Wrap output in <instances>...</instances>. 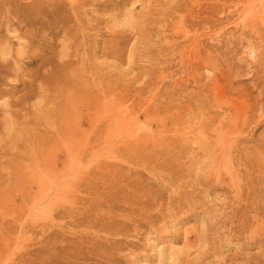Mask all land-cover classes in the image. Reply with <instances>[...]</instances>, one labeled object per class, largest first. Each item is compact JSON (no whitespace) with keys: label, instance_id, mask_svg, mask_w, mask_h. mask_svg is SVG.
<instances>
[{"label":"bare ground","instance_id":"bare-ground-1","mask_svg":"<svg viewBox=\"0 0 264 264\" xmlns=\"http://www.w3.org/2000/svg\"><path fill=\"white\" fill-rule=\"evenodd\" d=\"M152 1L155 5L145 15L147 39L135 43L138 45L137 50L141 48L140 53L147 55L150 64L147 67V78L156 75L158 80H163L165 77L176 76L172 84L163 82L157 90L170 93V104L174 100L178 104L171 124L168 125L161 118L157 125V128H161L157 132L155 129L147 132V155H158L154 148L159 144L162 150L188 157L190 164L197 163L195 159L198 158L209 159L213 168L209 170L214 171V174L205 177V181L215 180L217 185L225 188L224 206L228 211L226 223L219 225L218 219L212 221L216 208H212L203 199L197 200V191L178 188L176 193H171L174 195L172 197L178 204L187 207L193 216L201 208L203 227L201 231L196 226L182 229L184 247L180 249V246V251L173 249L169 254L159 250L160 259L166 260L165 264H264L259 254H264V131L258 137L255 134L258 126L264 124V86H260L257 93L255 89L244 88L241 94L230 97L227 93L237 90L231 78L235 73H240L239 67L237 70L232 67L226 51L215 56L213 51L219 49L220 44L208 40L214 35H217L219 41L224 39V26H215L234 14L226 12L229 6L244 15L242 17H245L243 21L246 24L242 32L251 39L262 37L259 33L256 36L253 34L260 25H264V0H259L261 3L257 0H166L167 6L164 8L156 7L161 6L163 0ZM86 2L69 0L66 4L63 0H30L26 5L30 6L33 14L22 15L24 13L19 0H0V84L8 74L16 75L14 79L5 80L6 86L0 90V128H4L0 138V155H6L8 165L14 166V171L1 178L8 185L18 188L22 185L20 179L24 174V187L28 191L33 186L39 187V192L33 198L36 203L58 198L52 196L51 189L65 191L79 187L87 168L91 166H86L88 152L94 157L95 165L102 167V160L95 157V150L100 147L103 138L101 119L98 115L92 119L96 125L89 150L85 146L83 116L89 114L88 109L98 105L107 94L111 95L109 105L113 106V95L118 88L116 64L104 66L96 61V57L100 54L117 57L119 39L118 31L113 30L109 43H104L99 49L97 37L91 38L89 32L94 31L98 35L103 18L100 19L97 14L86 15ZM44 4L47 11L43 10ZM41 15L46 17L44 22L39 20ZM36 24H47L49 31L42 33V28L22 30L24 25L33 27ZM47 33L54 34L51 44L40 46ZM59 38L63 43V49L59 48L62 53L57 57L49 55L48 50L52 49ZM35 41L38 42L36 45ZM16 45L21 47L16 48ZM81 50L82 53H79ZM137 53L139 55V51ZM256 54L253 55V70L259 74L264 70V50H256ZM174 66H177L176 69L171 70ZM27 67L32 68L24 73L23 68ZM255 79L254 86L258 88L261 82L259 77ZM102 84L105 88H101ZM192 84L206 91L196 96V92L187 90ZM170 104L161 103L158 106L159 112L168 110ZM92 121L87 120V124ZM201 134L199 148L195 150L190 143L194 138L197 141ZM60 162L62 168L58 170ZM104 164L109 166L111 162ZM27 168H30V172L34 169L52 172V176L46 178L37 174L30 177ZM126 172L132 176L133 165L129 164ZM14 173L17 176H13ZM183 177H176L181 185L185 184ZM149 227L151 232L145 235L147 239H151L155 229H160L154 222ZM176 231L179 232V229ZM113 233L125 235L118 229ZM161 239L158 237L157 240ZM180 239L178 233L172 240ZM152 243V248H155L156 242ZM232 244L237 245L236 252L230 251ZM224 247H227V251ZM254 247L259 252L241 255L246 249ZM193 251L196 253L191 257ZM84 254V251L66 254L67 261L60 263L57 258L63 255L53 252L41 259L36 258L32 264H138L143 259H150L141 248H129L121 253L104 249L89 252L87 257Z\"/></svg>","mask_w":264,"mask_h":264},{"label":"rangeland","instance_id":"rangeland-1","mask_svg":"<svg viewBox=\"0 0 264 264\" xmlns=\"http://www.w3.org/2000/svg\"><path fill=\"white\" fill-rule=\"evenodd\" d=\"M29 1L30 0H19L22 5L21 9L24 13L22 15L31 13L30 11L32 9L30 6L27 7L26 5ZM63 1L68 4L69 0ZM86 1L84 6V11L87 12L86 15L97 14L100 15V19L103 18L98 28V35H96L94 31L89 32L91 38L97 37L99 49L102 48L104 43H109L113 30L118 31L116 33L118 34L117 40L119 39V55L113 57L100 54L96 57V61H99V63L104 66L111 63L116 64L115 70L118 88L113 95V106L109 105L111 95L107 94L99 101L98 105L88 109L89 114L83 116L85 146H87L89 150H91V143L94 140L93 132L96 125L92 119H94L96 115L100 117V129L102 130L103 138L100 147L95 150L97 155L95 157L101 159L102 163L111 162V165L106 166L104 163H101L102 167L96 166L94 157L91 152H88L86 166H91L87 168L83 181L79 187H71L65 191H54V189H51L50 192L53 193L52 196H58V198H55V200L52 198L50 202L36 203L33 198L35 197L34 195L39 192V187L33 186L30 191H28V189L24 187V174L21 175L20 179L22 185L18 186V188H15L13 185H8L7 182L4 181V178H1V176L6 177L8 172L14 171V166L8 165V157L6 155L3 157L2 153L0 155V264H22L23 262L32 264L36 258L39 257V259H41L53 252L62 254L63 256L58 257L57 260L60 263H64L67 261L66 254L70 253L84 251L86 253L84 256L87 257L89 256V252H97L105 249L106 251L121 253L129 248H141V250L145 251V255L149 256L150 259H143L140 261L143 264H165L166 260L160 259L159 250H162V252L166 254L173 252V249L175 251H180V249L184 247L183 230L186 228L191 229V227L196 226L198 230L201 231L204 222L203 214L200 211L201 208H199L198 212L193 216L187 207L178 204L177 200L172 197L174 196L172 194L174 192L176 193L178 188L197 191V195L199 196L196 198L197 200L203 199L204 202H207L212 208H216L217 211L212 221L218 219L217 223L219 225H224L228 219V211L224 206L226 196L225 188L217 185L215 180L209 179L208 182L205 181V177L214 174V171L210 172L209 170L213 169L209 159L198 158L195 159L198 160L197 163L190 164V159L188 157L162 150L159 144H156L154 148L158 155H147V132H150L152 129H155L157 132L161 128V126L157 128L161 118H163L168 125L171 124L172 116L175 115V107H177L178 104L176 100L170 104V93L157 90V87L163 82L172 84V80L176 78V76L172 78L165 77L163 80H158L159 77L156 75L147 78V67L149 68L150 65L146 58L147 55L140 53L142 52L141 48L137 50L138 45L135 43L147 39V37H145L147 35V16L145 15H147L150 8L155 5L153 4L154 2L152 0ZM165 2L166 0H163L162 5L156 7L164 8L165 5L167 6V2ZM257 2L261 3L259 0H257ZM44 5L43 10L47 11V6L46 4ZM226 12L234 14H231L222 24H217L215 26V28L224 26L226 30L224 39L219 41L220 39L217 35H214L212 38H208V40L220 44V48L213 51L215 56L226 51L232 67L235 70L239 67L240 73H235L234 75L237 76L231 78L233 80L232 83H234V88H237V90L228 92L227 94L230 95V97L236 96L237 94H241L244 88L248 90L255 89V91H253L257 93V91L261 89L260 86H264V70L257 74V72L253 70V65H255L253 60H255L254 56L257 55L256 50H264V25H260L257 30L258 32L256 31V33L253 34L256 36L259 33L262 37L258 39L254 37L251 39L248 34L242 32L246 24V22L243 21L245 17H242L244 15H241L234 7L230 8V6L228 8L226 7ZM138 13H140V16ZM39 18V20L43 22L46 20L44 15L39 16ZM235 18H237V20ZM230 21L232 23H230ZM27 28H42V33L49 31L47 24L43 26L41 24H36L33 27L24 25L22 30H26ZM138 28L139 30H137ZM167 32L170 33V31ZM241 36L244 38L242 39ZM53 38V33H47L42 38V43L39 45L51 44ZM153 38L156 39V37ZM153 38L152 41L154 40ZM59 39L57 43L52 46V49L48 50L49 55L57 57L62 53L61 49H63V43H61L62 40ZM215 39L218 40L216 41ZM37 43L38 42L35 41L34 45ZM18 47L21 46L18 45L16 48ZM135 50L137 52L139 51V55H137L138 53ZM79 53H82V50L79 51ZM129 53H131V55ZM0 55L2 56L1 50ZM97 58L101 59L98 60ZM117 60L120 61L117 62ZM176 67L177 66H174L171 70H175ZM31 68L32 67L23 68V72L25 73ZM120 68H122V70ZM256 77H259L258 80L261 82L258 88L254 86ZM14 78H16L14 73L8 74L0 84V90L6 86L5 80ZM223 82L227 83V81ZM102 85L101 88H105V85ZM229 87L230 86H228V88ZM187 90L191 91V93L196 92V96L206 91L196 88L193 84L189 85ZM103 93L104 92H101V94ZM18 94L20 93H17V95ZM117 103L118 105L116 106ZM161 103L170 104L168 110L159 112L158 106ZM114 104L116 109L114 108ZM104 106H107V110ZM117 107L119 109H117ZM101 113L103 115H101ZM89 119H91L92 122L87 124V120L89 121ZM0 123H2V121ZM255 124L256 123L251 127ZM3 131L4 128H0V138ZM262 131H264V124L258 126L255 132L257 137ZM129 138L131 140L127 141ZM201 138L202 134L197 141L196 138H194L190 146L195 150L198 149ZM99 153H102V155ZM106 159L108 161H106ZM112 159H115V161ZM61 162H63V160ZM61 162L60 164L58 163V170L62 168ZM129 164L133 165L132 176L126 172ZM191 165L193 166L191 167ZM119 166H122V168ZM28 170H30V168H27L26 171L29 172L30 177L37 174H42L46 178L52 176V172H43L38 169H34L33 172ZM181 175H184L183 181H185V184L183 185L180 184V181H176V177ZM13 176H17V173H14ZM221 210L222 212H220ZM152 222H154L156 226H160L162 231L160 229L159 231L155 229L151 235V239H147L145 235L151 232L149 224ZM117 229L120 232H124L125 235H119L120 233L114 234L113 232ZM177 229H179V232L176 231ZM163 230L167 233H164ZM212 232H214V230ZM178 233L183 240L173 241L172 239L175 234ZM158 237H162V239L157 240ZM152 241L156 242L154 243L155 248H152ZM61 242L64 244H61ZM229 248H231V252H236L238 250L236 244H232ZM224 249L227 251V247H224ZM243 252L244 253L241 255L253 254L259 252V250L254 247L246 249ZM195 253L196 252L193 251L191 257H193ZM259 254L260 258L264 261V254L261 252ZM116 256L124 258L122 255ZM92 260L95 259H90V261ZM140 262L138 264H142ZM123 264H128V262ZM188 264L202 263L196 262Z\"/></svg>","mask_w":264,"mask_h":264}]
</instances>
